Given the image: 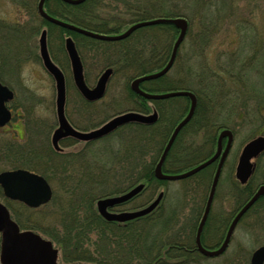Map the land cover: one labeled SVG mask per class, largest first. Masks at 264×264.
Listing matches in <instances>:
<instances>
[{
  "label": "trees",
  "instance_id": "obj_1",
  "mask_svg": "<svg viewBox=\"0 0 264 264\" xmlns=\"http://www.w3.org/2000/svg\"><path fill=\"white\" fill-rule=\"evenodd\" d=\"M103 1L85 0L83 3L72 5L65 4L60 0H45L44 8L50 14L64 13L66 19L75 25L93 31L109 33L125 25L120 22L122 19L132 23L152 17L183 16L189 9L191 10L189 4L192 3L191 0H180L182 1V5H180L178 0H169V5L166 8L162 0H122L126 12L124 16H119L116 13L102 11V7L99 5ZM12 2L17 5L20 4L26 9L32 8L34 4V0H12ZM201 4L202 1L198 0L200 8ZM51 7L55 8V12L51 11ZM41 23L46 26L47 35L49 32L48 25H51L50 28L55 27L43 19H41ZM28 33V28L16 27L9 29L7 26L0 24V46L3 48L4 40L7 41L5 49L13 54L9 57L12 66L19 64L16 52H21ZM69 33L76 42L83 64L82 50L93 53L95 51L100 52L105 57L108 48L114 44H120L122 47L118 49L119 52H108L107 55L110 58L106 63L103 62V67L111 66L113 75L128 72L125 75L127 76L125 86L129 98H135L133 109L147 112L152 108H156L158 119L152 125L127 124L106 136L102 140L104 148L102 154L105 159L100 167L93 165V168H96L97 171L91 168V161L87 157L93 149L86 150L87 153L85 150L83 151L85 147H91L94 144L93 142L85 144L81 149L69 152H56L53 150L47 152L43 147V143L39 149L35 145L36 149L29 147L26 150L28 145L22 146V144L6 139L7 142H3L6 153L0 154V168L7 165L8 168L25 166L39 172L48 181L56 179V186L59 187L60 193H55L56 189L53 190L54 195L51 201L44 205L52 206L50 218L42 213L41 207L32 209L20 202L5 199L1 189L0 200L6 204L12 218L21 228L41 231L54 241L60 249V258L63 262L193 264L196 257L194 232L197 210L192 211L185 225L179 224V214L184 212L183 209L186 207L187 202L164 206L161 200L159 205L147 215L125 223L105 221L95 208L97 198L121 193L138 182H143L144 188L130 202L140 197L146 189L153 194L155 185L164 183L162 180L155 179L153 173L154 165L158 159V148L161 141L176 124L178 117L183 113L186 114L189 99L185 96H178L166 100H146L132 93L127 85L138 72L140 73V70H146V64L152 70L164 66L170 54L174 36L177 33L176 28L170 23L154 24L137 29L131 36L119 42L97 40L65 30L60 33V39L63 35ZM158 33L161 39L156 44L155 41H152V38L156 40ZM136 34H142V37L137 43L133 44L134 42L131 43L130 40ZM125 43H129V45H125ZM61 52L66 60V53L64 50ZM50 55L55 60L52 49ZM178 57L177 52L173 63L175 67ZM203 69V67L198 70L192 69L191 63L186 62L181 71L183 74L178 78L176 77L173 80L164 78L163 80V76L158 80H153L155 84L152 85H160L159 89H186L191 90L196 96V104L191 119L181 129L175 144L164 159L162 169L165 172H179L194 165L196 159H198L192 156L194 152L204 149L208 151L210 146L215 145V131L220 126L218 122L221 121L219 112L215 111V108L219 104L223 106L226 103H231L229 109H235L236 107L233 101L228 100L230 96L235 95V88L226 89L224 80L218 78L214 80V75H210L211 72L206 75ZM263 69L260 73L264 78ZM230 71L233 73V68ZM236 75L234 74V76ZM239 75L242 76L241 73ZM240 77L237 78L238 85L243 82ZM0 78L3 80L4 77L0 74ZM140 86L146 89L142 83H140ZM254 95L259 99L264 98V94L255 93ZM81 100L84 105L92 104L85 102L82 98ZM184 133L189 135L185 138ZM108 142L109 146H107ZM44 146L47 148L45 144ZM147 153H150V155L148 156ZM145 154L146 156H144ZM110 160L111 162H109ZM256 178L257 176H253L247 184L253 188ZM186 179L195 181L197 184L205 183L208 186L211 173L209 168H205L204 171L202 170V172L200 171L198 174ZM246 187L243 186L234 190L236 203L243 200V191L247 189ZM149 197L150 194L147 198ZM145 200L144 198L141 203L136 204L132 209L147 204ZM263 200L264 198L257 203ZM33 215H44L37 219L48 218L51 223L43 225L41 220H34ZM204 232L205 230L201 236L202 241L204 240ZM239 259H242V256Z\"/></svg>",
  "mask_w": 264,
  "mask_h": 264
},
{
  "label": "rangeland",
  "instance_id": "obj_2",
  "mask_svg": "<svg viewBox=\"0 0 264 264\" xmlns=\"http://www.w3.org/2000/svg\"><path fill=\"white\" fill-rule=\"evenodd\" d=\"M60 1L65 4L68 3L64 0ZM178 1L182 5V1ZM191 1L192 3L189 4L191 10L189 9L183 15L189 22V29L179 46V57L176 67L174 65L169 72L167 71L157 78L140 82L147 90L142 87L140 89L148 93L166 92V89H159L160 85H152L155 84L153 80H158L163 76V80L164 78L171 80L176 79V77L178 78L183 74L181 71L186 65V62L191 63L192 69L195 68L198 70L200 67H203L206 75L211 72L212 74L210 75H214V80L217 78L222 79V81L224 80L226 89L229 90L230 87L235 88V95L230 96L228 99L234 102L235 109H229L231 103H226L223 106L219 104L215 108V111L219 112L221 119L218 122L220 125L219 128L223 126L230 128L234 133V137L230 153L225 161L217 185L218 191L215 194L214 204H212L213 209L211 208L212 211L209 213V217L208 215L206 216L203 224V231H209L210 225L213 227L217 226V231L212 229L209 231V234L207 233L211 239H214L216 233H219V238L214 241L216 244L208 240L206 235L204 240L206 245L214 247L221 241L225 233V227L231 215L234 213L232 211L236 205L235 197L230 189L232 187L231 185L234 184L233 171L239 152L248 139H251L260 131L264 133V98L259 99L254 95L255 93L264 94V78L262 73H260L261 69L264 68V0H201V8L198 5V0ZM36 3L37 0H34L33 7L26 9L20 4L15 5L12 0H0V24L7 26L9 29L19 27L22 29L28 28L29 31L25 37L26 40L23 46L21 45V52H16L19 64H14L15 66L11 65L12 61L9 57L13 54H10L11 51L5 49V43L7 41L4 40L3 48L0 46V74L4 77L3 81L14 92L13 99L7 103L12 112V119L4 127L0 128V154L6 153L3 145V142H7L6 139L22 144V146L28 145L26 150L29 147L34 149L35 145L39 149L43 143V147L47 152H49L48 150L52 151L50 140L51 134L56 127L55 82L52 76L45 70L39 56V36L45 25L41 23V18L35 11ZM80 3L68 4L77 5ZM162 3L167 8L169 0H162ZM99 6L102 7V11L116 13L119 16H124L126 12L122 0H104ZM54 10L55 8L51 7V11L55 12ZM48 15L61 22L71 23L66 19L64 13L60 14V12H57V15L48 13ZM120 22L123 23L122 25H125L116 31H111L106 34L119 32L130 24L123 19ZM47 23L51 24L49 22ZM49 26L51 25H48L47 46L49 52L51 49L53 50L55 55L54 61L58 63V66L60 65L59 67L62 68L65 74L66 101L64 111L72 125L82 130H90L100 125L112 115L134 108L135 98H129L125 86V80L127 79L125 75L128 72L112 75L107 84L105 95L91 105H84L75 89L68 60H65L61 52L62 50L65 52L63 42L65 35L62 36V39L59 37L62 30L77 34L80 33L58 24L51 28ZM77 27L83 28L78 25ZM35 29L36 31H34ZM141 35L136 34L130 42H134L133 44L137 43L142 37ZM70 36L72 37L71 34ZM160 39L161 37L158 33L157 39L152 38V41L158 44ZM119 41L115 40L114 42ZM125 45H129V43H125ZM121 47L120 44L112 45L108 48L105 57L100 52L81 51L84 57V75L89 86L95 84L98 75L103 69V62L105 61L104 63H106L109 60L108 52H119L118 49ZM8 51L9 53L7 55ZM8 58L9 63L7 64ZM13 59L15 60V58ZM5 60L6 62L4 63ZM199 62L201 63L200 65ZM146 65V70H140V73L138 72L136 76L155 72L162 68L156 67L152 70L148 64ZM231 66L233 73L230 71L232 70ZM239 73H241V77ZM234 74L237 75L234 76ZM238 77L243 79L241 85H238ZM153 86L158 88H154ZM183 114L179 117L182 118ZM179 117L176 122L179 120ZM181 129L176 134L169 150L175 144V140ZM168 135L161 141L157 157H159L161 149L164 148ZM188 135L186 134L185 138ZM103 139H99L93 142L94 144L91 147L87 146L83 149V151L93 149L87 157L91 161V168L95 171L97 170L93 168V165L100 167L102 161L105 159V156L102 154L104 153ZM222 141H225V138ZM60 146L63 147V151H71L72 149L78 150L83 146V143L70 142L67 139L66 141L60 142ZM107 146H109V142ZM214 148L215 145H212L210 149L208 148V151L204 149L194 152L192 156L198 158L194 165L210 157ZM147 155L149 156L150 153H147ZM217 160L205 167L209 168L211 174L214 171ZM258 162L259 167L256 170V183L259 185V183L264 182V154L258 159ZM5 163L8 164L7 162ZM7 168L8 165L0 169ZM202 170L204 171L205 169L203 168L199 172H202ZM56 181V179L51 180L50 184L53 190L56 189L55 193H60L59 187L56 186ZM248 184H246L247 187L245 185L247 189L243 191V200L240 203L245 201L255 190V187L252 188ZM155 186L153 194L146 189L140 197L134 199L133 202L125 204L123 208H133L136 204L141 203L144 198L146 199L145 202L148 203L156 197L158 192L163 191L162 203L164 206L187 202L186 207L183 209L184 212H180L179 214V224L185 225L193 210H197L196 214L198 215L201 194L203 195L205 193L202 199H206L209 189L205 183L197 184L195 181L193 182L189 179L164 181L163 184L160 183ZM149 194L150 197L147 198ZM263 198L264 194L258 201ZM256 203L250 212L238 222L226 251L218 258L202 259L199 262L200 264H249L251 252L259 245L264 244V200ZM51 208L52 206H42L40 209L43 214L50 218ZM43 216L33 215L32 217L36 220ZM48 218L37 220H41L42 224L45 225L51 223V220ZM38 232L42 233L41 231ZM41 236L48 237L45 233H42ZM53 244L55 247H58L54 241ZM240 256H242V259H239ZM59 261L65 263L62 261V258H59Z\"/></svg>",
  "mask_w": 264,
  "mask_h": 264
},
{
  "label": "water",
  "instance_id": "obj_3",
  "mask_svg": "<svg viewBox=\"0 0 264 264\" xmlns=\"http://www.w3.org/2000/svg\"><path fill=\"white\" fill-rule=\"evenodd\" d=\"M64 1L68 3H79L83 0ZM43 2L44 0L38 1L37 10L39 14L47 21L58 24L68 29L75 30L87 36L103 40H120L127 37L130 33H132L135 29L139 27L153 25L157 23H171L176 28H178V35L173 43L171 54L166 64L158 71L137 76L131 81L130 88L135 93L147 99H162L178 95L189 97V110L187 114L174 127L160 155V158L154 167V176L157 179L161 180H175L185 178L198 172L202 168L206 167L207 165L211 164L216 159H218L216 170L211 180L205 208L197 226L195 242L197 244L198 249L205 255L212 256L221 253L229 241L231 232L236 222L244 214V212L258 199V197L264 194V184L260 185L256 189L252 196L244 203L241 209L234 216L221 246L218 249L211 251L202 247L200 243V232L210 207L214 189L218 180L220 168L232 142V133L228 129H223L222 131H220L217 138L216 151L204 161L180 173H164L161 169L162 162L176 134L190 119L195 107L196 99L194 94L188 90H170L162 93H148L143 91L139 87L140 82L147 79L157 78L168 71L174 60L176 50L186 33L188 26L186 19L183 17H157L142 20L131 24L122 33L109 35L86 30L83 28L76 27L69 23L61 22L60 20H57L52 16L48 15L43 10ZM65 49L70 61L73 82L77 90L86 100L93 101L100 98L105 91L106 82L112 72L111 68H106L99 75L95 85L93 87H89L84 81L82 63L75 48L74 42L70 37H67L65 39ZM39 53L44 68L52 76L55 82V107L58 120V127L53 131L51 136V142L55 148H58L57 141L64 136H71L78 140L90 141L102 137L114 130L116 127L129 122L149 124L153 123L156 120V112H153L151 114H144L137 111H126L113 116L105 123L94 129L88 131H80L75 129L68 123L64 115V76L62 71L58 68V66H56L52 62L49 57L46 47L45 30H43L40 34ZM12 96L13 92L6 85L0 82V126L4 125L10 119V111L6 107L5 102L10 100ZM223 138H226L227 140L224 149L221 152V140ZM262 150H264V136L262 135L251 139L243 146L239 154L235 170V176L239 180V182L244 183L247 180L254 167V163L251 162V158L257 156L258 153H260ZM0 186L3 190V194L7 198L19 200L31 207H36L41 203L48 201L51 196V189L45 178L37 173H34L24 168L1 171ZM142 188L143 184L140 183L119 195L107 196L97 199L96 207L98 212L105 219L115 221H125L149 213L159 203L162 197V192H159L157 196L147 206L138 210L123 211L119 213H112L107 211V207L120 204L132 198L137 193H139ZM263 262L264 245H261L256 248L251 254L250 264H264ZM0 264H58L56 263V249L52 247V243L49 240L42 238L39 234L33 232L32 230H20L18 225L10 218L7 208L2 203H0Z\"/></svg>",
  "mask_w": 264,
  "mask_h": 264
},
{
  "label": "flooded vegetation",
  "instance_id": "obj_4",
  "mask_svg": "<svg viewBox=\"0 0 264 264\" xmlns=\"http://www.w3.org/2000/svg\"><path fill=\"white\" fill-rule=\"evenodd\" d=\"M222 145H223V141H222ZM231 150V149H230ZM229 153H230V151H229ZM229 153H228V155H229ZM227 155V156H228ZM234 172V171H233ZM233 175H234V173H233ZM234 182L236 183V187H238V182L237 181H235V179H234ZM217 191H218V189H217ZM216 191V192H217ZM212 204H214V203H212ZM241 206V204L239 203L238 205H235L234 206V208H233V211H232V213H233V215H231V218H230V220L228 221V223H227V225H226V227H225V232H226V229H227V227H228V225H229V223H230V221L232 220V218H233V216H234V214L236 213V211H238V209H239V207ZM211 208L213 209V205H211ZM202 209V208H201ZM199 210V214H201V211L202 210ZM212 209H210V212L212 211ZM209 214V213H208ZM199 217H200V215H199ZM208 217H209V215H208ZM212 229H215V231H217V226H215V227H213V226H211L210 225V228H209V231L210 230H212ZM209 231H205L206 233L204 234V240H205V235L208 237V240H210V241H212V242H214L217 238H219V233H216V236H215V238L214 239H211L209 236L210 235H208L209 234ZM208 233V234H207ZM221 234V233H220ZM225 234V233H224ZM223 237H224V235H223ZM223 237H222V239H223ZM222 239H221V241L216 245V246H214V247H211V246H208V245H206V243L203 241V246L204 247H206V248H208V249H214V248H216V247H218V245L222 242ZM214 244H216V242H214ZM197 248H195V252H197V250H196ZM183 250V249H182ZM185 251V250H184ZM198 253V252H197ZM222 255V254H221ZM220 255V256H221ZM220 256H217V257H212V258H207V259H215V258H218V257H220ZM196 264H200L199 262L198 263H196Z\"/></svg>",
  "mask_w": 264,
  "mask_h": 264
}]
</instances>
